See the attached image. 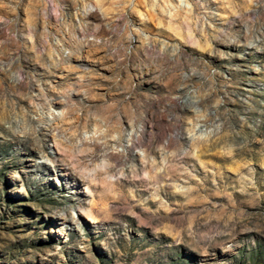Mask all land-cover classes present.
<instances>
[{"label":"rangeland","instance_id":"obj_1","mask_svg":"<svg viewBox=\"0 0 264 264\" xmlns=\"http://www.w3.org/2000/svg\"><path fill=\"white\" fill-rule=\"evenodd\" d=\"M0 264H264V0H0Z\"/></svg>","mask_w":264,"mask_h":264}]
</instances>
